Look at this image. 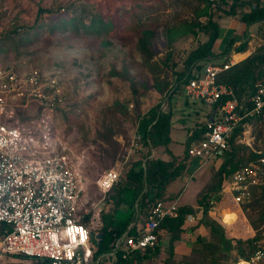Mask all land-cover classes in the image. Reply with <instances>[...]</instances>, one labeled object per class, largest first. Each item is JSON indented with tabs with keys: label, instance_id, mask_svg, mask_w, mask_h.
I'll list each match as a JSON object with an SVG mask.
<instances>
[{
	"label": "rangeland",
	"instance_id": "374dc122",
	"mask_svg": "<svg viewBox=\"0 0 264 264\" xmlns=\"http://www.w3.org/2000/svg\"><path fill=\"white\" fill-rule=\"evenodd\" d=\"M260 4L264 5V0H260ZM0 7L5 8L0 15V60L21 72L31 67L49 71L57 67L61 70L67 104L64 110L53 113L49 118L54 122L58 135L67 140L80 156L86 180L85 208L90 216L87 226L96 235L101 224L97 216L99 207L102 206L104 212L112 208L106 201L107 194H102L96 186L102 174L114 169L120 171L121 180L133 163L141 161L143 164L148 156H167L165 148H150L141 139L137 140V122L139 116L150 108L162 104L179 78L188 53L206 41V16L201 14L198 18L200 26H193L195 10L203 5L197 0H0ZM62 7L64 11L60 10ZM224 14L222 10L219 16H213L221 32L224 24H220V20L224 23L227 17L222 16ZM230 17L235 23L240 19V16ZM92 18L96 21L101 19L109 25L102 29L96 22L93 28H89ZM62 20L67 23L64 25ZM14 28H21V32H12ZM145 30L148 33L147 42L144 41L145 46L141 49L138 38ZM177 30H188V33L176 37ZM246 37L249 38L247 52H257L264 46V23L241 28L236 34L227 31L216 41L215 52L219 54L218 51L229 40H234L231 50H235L234 47ZM245 55L240 56L243 58ZM223 61L221 56L212 62ZM260 82H264V65L256 83ZM169 109L172 113V141L168 147L181 159L187 134L205 123L211 108L201 101L177 94L166 102L164 112ZM41 117L33 104L19 115L23 121ZM245 132L243 144L257 153H264V121L249 123ZM210 161V171L216 169L201 189L212 181L223 157ZM199 164L200 161L193 165L190 174L171 182L166 188L168 197L174 192L183 194L182 200L191 205L188 213L199 219L190 229H183L172 247L169 234L158 231V246L150 254L152 258L144 261L140 256L138 264H189L193 259L200 260L210 252L204 246L210 238L205 225L207 220L222 226L234 246L236 239L252 238L261 232L251 223L258 220L264 199L260 201V208L252 209L248 205H235L232 195L228 196L225 203L234 208L225 223L234 222L233 232L228 231L223 223L221 210L211 214L224 200L226 187L221 190V195L211 196L215 204L206 215H202L196 201L198 194L195 196L194 193L201 173L195 170ZM191 174L194 180L189 177ZM257 196L259 199L260 195ZM125 200L126 204L114 214L116 225L124 224L131 212H134L132 219L136 217V206L129 192ZM137 220L142 221L144 217L138 214ZM197 227L201 228V234L196 231ZM191 230L196 233L191 234ZM177 247L183 248V251L180 253ZM230 255L225 257L223 264L232 263L235 251ZM17 258L4 256L0 264L13 263ZM25 261L20 264L28 263Z\"/></svg>",
	"mask_w": 264,
	"mask_h": 264
},
{
	"label": "built area",
	"instance_id": "2783aa9c",
	"mask_svg": "<svg viewBox=\"0 0 264 264\" xmlns=\"http://www.w3.org/2000/svg\"><path fill=\"white\" fill-rule=\"evenodd\" d=\"M209 13L228 10L234 0H202ZM5 11L0 7V15ZM232 52L223 62H208L200 71L193 70L178 85L173 83L161 104L182 94L214 110L213 121H205L200 139L190 142L188 155L207 161L229 148L234 130L264 118V82L255 84L250 96L238 98L234 90L217 82L218 76L238 63ZM61 70L31 67L21 72L0 60V260L17 256L14 264H113L139 254L150 257L158 246V228L165 219H173L180 208L177 201H157L150 207L135 233L124 232L109 253H97L92 230L81 219L89 214L85 208L86 180L80 156L67 140L58 135L52 114L65 109ZM178 88L175 93L174 89ZM33 104L43 118L23 121L19 115ZM20 113V114H19ZM137 140H140L138 133ZM120 180V171L110 169L96 182L106 194ZM264 184V157L248 163L231 177L225 193L235 205L248 203L254 188ZM211 205L215 202L211 201ZM194 215L187 213L185 223ZM145 255V256H144ZM123 260V261H121ZM264 262V228L256 251L233 264ZM9 263V264H13ZM7 264V263H2Z\"/></svg>",
	"mask_w": 264,
	"mask_h": 264
},
{
	"label": "trees",
	"instance_id": "16d2710c",
	"mask_svg": "<svg viewBox=\"0 0 264 264\" xmlns=\"http://www.w3.org/2000/svg\"><path fill=\"white\" fill-rule=\"evenodd\" d=\"M197 2L202 4L203 7L196 8L197 10H195V12L197 13L193 26H200L198 18L201 14L206 16L207 19L204 29L205 32L207 31V39L188 53L184 61L183 70L178 74L179 78H177L174 83L177 87L186 75L191 76L193 70L200 71L205 62H212L215 58L221 56L225 59L231 51L234 43V40H229L221 53H213V47L219 37V26L213 18V16H216V13H209L202 0H197ZM253 6H255V8ZM244 9H247V11H243ZM60 10L64 11L65 9L62 7ZM237 12L240 14L239 20L244 23L246 27L257 23H264V5H261L259 0H234L229 9L225 10L226 15H235ZM61 22H63L64 25L67 23L65 20H62ZM96 22L99 23L100 28L102 29L109 25L104 24L101 19L96 21L92 18L88 27L93 28ZM81 25L83 28H86L82 22ZM145 31H142L141 33L143 34L138 38V44L141 49L144 48L145 43L147 42L145 39H147L148 33ZM186 31L188 30H177L176 37L187 34L188 32ZM12 32L19 33L21 32V28H14ZM248 39L249 38L246 37V39L238 46L234 47L235 51L238 53L245 52L248 49ZM263 65L264 46L260 47L257 52L251 53L243 61L221 73L217 78V82L229 85L238 98L250 96L255 84H257L256 81L261 74ZM258 73L259 75L257 76ZM177 87L174 89L175 93L178 92ZM243 91H245V93H243ZM160 107L161 104H158L157 106L150 108L144 115L139 116L137 122V133L140 136L141 142L143 144H148L150 148H166L170 141L169 130L172 113L170 109L166 112L161 111ZM253 121L262 122L264 121V118L246 120L248 123H252ZM204 129L205 123L187 136L183 157L181 159L177 160L169 152L170 159L168 161L146 157L143 164L141 161L133 163L127 170L125 177L119 180L112 189L106 193V201L112 205V208L109 212H100L99 219L101 226L99 227L97 234H101L102 238L97 240L95 234H91L92 241L97 246V253H104L112 248V245L126 231L127 226L133 218L134 212H131L129 218L121 227L113 226L114 214L116 210L123 207L127 192L130 193L132 201L136 206L135 222L138 221V214L144 217L142 222L145 221L153 203L157 201H168L165 193L166 188L171 182L175 181L177 178H181L182 174L188 171L189 166L186 164L190 159L187 152L188 147L192 140L201 138ZM242 135L243 128L238 126L229 139L228 150L223 151L217 156V158L223 157V161L214 174L212 181L205 185L197 196V205L201 208L202 215H206L208 209L212 206L210 204L212 201L211 196L216 194L221 195V190L225 187V190L227 189L234 172L246 166L248 163L264 157V153H257L254 150H251L246 144L238 143V140L242 138ZM257 195H260L259 199ZM228 196V194L224 195V200H221L220 204L211 211V214L214 215L216 210H221L222 221L224 223L228 220L227 217H229L228 215L234 208L231 205H226L225 201L228 199ZM263 199L264 184L254 188L250 201L241 206L248 205L252 209H258L261 206L260 201ZM252 202L254 203L251 205L250 203ZM188 212H190V210L186 208H179L176 218L165 219L160 223L158 231L169 234L170 247L179 240L180 234L184 229L183 225L185 216ZM89 218L90 216L87 214L81 219V222L87 225ZM200 221L201 219L199 220V223ZM251 224L255 228L259 227L261 230L264 228V207L260 212L258 220L252 221ZM205 225L208 228L210 238L206 241L204 246L205 248L207 246L210 252L206 253L200 260L193 259L189 264H223L225 262V257H230V253L235 251L236 255L231 263L233 264L238 259H247L257 249V242L260 239L261 232L252 238L236 239L234 246L231 244V240L226 236L225 229L222 226L212 220L205 221ZM3 227L4 225L0 224V234ZM133 230V228L128 230V233L134 234L135 232ZM139 257V254H135L132 256V259H138ZM118 258L120 259V254H118ZM125 261L129 262L131 260ZM138 261L140 260L138 259Z\"/></svg>",
	"mask_w": 264,
	"mask_h": 264
},
{
	"label": "crops",
	"instance_id": "0c3cea01",
	"mask_svg": "<svg viewBox=\"0 0 264 264\" xmlns=\"http://www.w3.org/2000/svg\"><path fill=\"white\" fill-rule=\"evenodd\" d=\"M259 3H260V0H259ZM262 5V4H261ZM225 11V10H224ZM243 11H247L246 9H244ZM221 12V11H220ZM218 14H220V13H218ZM218 14H216V16H219ZM222 16H227L226 18H224V23H223V21H222V19L220 20L221 21V23L220 24H224V26H221L222 28H223V32H221V30L222 29H219V37H218V41L222 38V36L223 35H225V33H227V31H231L232 32V34L234 33V34H236V33H239V31H240V29L241 28H243V29H246L247 27L244 25V23H242L240 20H238L236 23H235V21L233 20V18H231L230 16H240V14L237 12L235 15H226V14H224V15H222ZM215 45H216V43H215ZM226 46V44L224 43V45L222 46V48H221V50L220 51H218V52H222V50L224 49V47ZM248 50V49H247ZM247 50L245 51V52H243L244 54L246 53V55L243 57V58H241L242 56H240L239 54H243V53H238V52H236L235 50H231L230 52H229V54H228V56L232 53V52H236L235 53V59L236 60H238V63L239 62H241V61H243L245 58H247L250 54L247 52ZM213 53H215V54H217L216 52H215V46L213 47ZM227 56V57H228ZM169 102V101H168ZM213 109L211 108V110H210V112L208 113V114H206V119H208V117H209V115L211 114V111H212ZM171 127V126H170ZM171 129V128H170ZM194 131V130H193ZM191 132H189L188 134H187V136L190 134ZM169 139H170V141H169V143H168V145L166 146V148L164 149V147H162V149H164V152L166 153V155L167 156H165V154H164V157H160V158H154V159H161V160H164V161H168L169 159H170V155L168 154V152L172 155V156H174L177 160H179L180 158H177L178 156H176V155H174V154H172L171 152H170V150H169V144H170V142L172 141V139H171V137H170V130H169ZM187 140V139H186ZM157 148H159V147H157ZM149 157V156H148ZM220 158V157H219ZM218 158V159H219ZM198 161H200V164H199V167H197L195 170H197V171H199L200 170V175H199V178L197 179V183H196V189H195V191H194V193H195V196L197 195V194H199V192L202 190L201 188L203 187L202 185H204V183L210 178V174H211V176H212V174L215 172V170L214 169H216V168H214V169H212V171H210V165H209V163L211 162L210 160H207V161H202V160H200V159H196V158H191L190 157V159L187 161V163L186 164H188V171L187 172H185L184 174H182V176H181V178H183L185 175H188V174H190V169H192V167H193V165L195 164V163H197ZM189 177H191L192 178V180H194L195 178L193 177V175L191 174V175H189ZM180 178V179H181ZM177 179H179V178H177ZM176 179V180H177ZM201 187V188H200ZM201 189V190H200ZM102 193V192H101ZM166 193V197L167 198H173V199H170V200H168V201H177V203L179 204V206H180V208H186V209H188L189 210V208H191V205L190 204H188L189 202H184V200H182V198H183V194H181V193H172L171 194V197H168V195H167V192H165ZM103 194V193H102ZM227 193H225V195H226ZM104 195H106V194H104ZM124 204H126V200H124ZM124 206V205H123ZM101 211H104V209H103V207L102 206H100L99 207V214H97V216H98V218H99V215H100V212ZM130 216V215H129ZM237 216V215H236ZM129 218V217H128ZM115 215H114V221H113V226L114 227H121L122 225H116L115 224ZM196 219H199L198 217H195L194 216V221H193V223L192 224H187V223H185L184 222V225H183V228L184 229H186V228H191V226H193L195 223H196ZM99 221H100V219H99ZM235 221V220H234ZM143 222L142 221H137V222H135L133 219H131V221H130V223H129V225L127 226V228H126V231L125 232H127L128 230H130V229H134L133 231L135 232V227L133 226V225H135V224H142ZM224 223V222H223ZM226 224V227H227V230L229 231V230H231L232 232L234 231L233 229H234V226H235V224H234V222H232L231 224H227V223H225ZM100 226H101V224H100ZM189 231V230H188ZM196 231L198 232V233H200L201 234V228L199 227H197L196 228ZM196 231H192L191 230V234H193V233H196ZM190 232V231H189ZM98 233V231L96 232V235L95 236H99L100 234H97ZM92 234H95V232H92ZM167 234V233H166ZM166 236V235H165ZM98 239H101V238H98ZM97 239V240H98ZM115 244V243H114ZM114 245H112V247H113ZM178 249H179V252L181 253L182 251H183V248H179V247H177ZM111 249L112 248H110L108 251H106V252H104L103 254H107V253H109L110 251H111ZM177 255V254H176ZM152 258V256L151 257H149L148 259H151ZM148 259H145L144 261H148ZM142 261H143V259H142ZM118 262H120V260H119V258H116V261L113 263V264H117ZM139 263V261L137 260V259H134V260H132L131 259V261H129V262H127V261H124L123 262V264H138Z\"/></svg>",
	"mask_w": 264,
	"mask_h": 264
},
{
	"label": "water",
	"instance_id": "95a60500",
	"mask_svg": "<svg viewBox=\"0 0 264 264\" xmlns=\"http://www.w3.org/2000/svg\"><path fill=\"white\" fill-rule=\"evenodd\" d=\"M255 8V6H253ZM213 114H214V110L211 111V114L209 115L208 119H207V122H212L213 121ZM96 239L98 238H102V235L100 234L99 236H95Z\"/></svg>",
	"mask_w": 264,
	"mask_h": 264
},
{
	"label": "flooded vegetation",
	"instance_id": "af4514ba",
	"mask_svg": "<svg viewBox=\"0 0 264 264\" xmlns=\"http://www.w3.org/2000/svg\"><path fill=\"white\" fill-rule=\"evenodd\" d=\"M99 206V205H98Z\"/></svg>",
	"mask_w": 264,
	"mask_h": 264
}]
</instances>
